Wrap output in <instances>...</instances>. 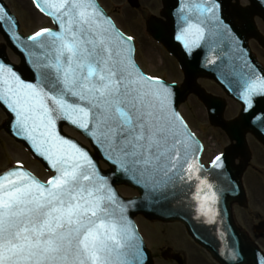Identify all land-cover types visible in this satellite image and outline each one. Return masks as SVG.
Listing matches in <instances>:
<instances>
[{
  "label": "snow or ice",
  "instance_id": "obj_1",
  "mask_svg": "<svg viewBox=\"0 0 264 264\" xmlns=\"http://www.w3.org/2000/svg\"><path fill=\"white\" fill-rule=\"evenodd\" d=\"M33 2L56 27L27 37L31 80L0 60V105L15 135L55 175L42 181L22 162L0 173V264H144L142 242L127 215L134 202L118 194L113 177L162 198L188 186L199 214L214 222L218 197L202 175V146L175 107L174 86L139 68L133 37L98 0ZM219 8L217 0H178L173 39L189 54L221 48L230 29ZM16 23L0 5V27L21 41L11 30ZM224 55L225 71L242 83L247 111L254 97L264 98V71L247 60L237 70ZM62 122L92 138L113 165L111 173L61 134ZM223 159L217 155L212 167L223 168Z\"/></svg>",
  "mask_w": 264,
  "mask_h": 264
},
{
  "label": "flooded vegetation",
  "instance_id": "obj_2",
  "mask_svg": "<svg viewBox=\"0 0 264 264\" xmlns=\"http://www.w3.org/2000/svg\"><path fill=\"white\" fill-rule=\"evenodd\" d=\"M5 3L8 5L11 12L15 15L16 21L18 23L19 31L24 34L25 36H30L34 34L36 31L40 30L41 28L50 27L51 20L48 16L41 13L33 4L32 0H27V10L33 15L26 16L23 18L21 14L16 10L15 7L10 3L9 0H4ZM100 5L104 8L106 13L112 18L115 24L127 35L133 37V40L136 44V55L139 60V44L143 45L152 43L155 46L159 47L158 49L160 52H165L167 58L171 60V67L174 69L173 71L177 74L181 75V79H174L181 83L184 79V71L182 70L178 59L169 53L167 50L165 43L161 39L155 38L150 30H149V22L151 20H155L156 24L161 28L163 35H169L171 32V22L169 21L168 17L165 15V2L164 0H154L152 3L146 5L144 4L143 0H138L139 7L133 8L129 6L127 0H98ZM125 1L126 5L128 6L125 10ZM175 1V0H174ZM178 3V0L175 1ZM238 2L239 4L246 5V0H217V3L222 7L224 10L225 8H232L233 4ZM36 14V16H35ZM36 17L37 25H33L32 23L34 17ZM32 17V19H31ZM125 17L127 22H125ZM237 19V18H235ZM256 25L264 35V20L260 17H255ZM4 35L0 31V44H2L4 40ZM250 47L252 48L253 52L256 54L258 60L264 65V48L258 43L255 39L249 40ZM10 49L8 48V51ZM259 52V54H258ZM261 56V59L259 57ZM142 65V64H141ZM203 80H207L213 83L220 91L217 93L212 89H208ZM197 82L202 85L209 93L217 97H221L226 99V108H225V120L227 122H236L239 123L237 117L241 112V104L227 96L224 90L213 80L207 77H198ZM192 99H196L200 102L204 109L205 115V124L210 130H200L198 131V137L201 139L204 145V150L201 156V160L206 167H209L210 164L213 162L217 155L223 153L225 158L223 159V168H220L219 171V182L222 184L229 183L230 185L240 184L243 189L242 197L238 198L234 201H217L219 204L215 207V221L213 222V228L209 229V220H206L205 226L207 227L206 234L210 236H218L223 235L221 228L225 225L230 226L232 230H236L237 235L240 238H243L245 241L241 245L245 243H249L257 252L253 255L252 262L247 263H237V264H258V258L264 257V201H256L257 198L255 196L254 190L251 194L252 188L254 185H259L260 188L264 190V143L248 128L246 127H236L233 131L237 132L236 135L232 136V133H228L226 129L218 126H214L211 124L210 117L206 106L203 104L201 99L194 93H191L188 96V101ZM187 101V102H188ZM229 101H234L237 106L233 109L234 114L227 116L226 111L228 109ZM0 113L4 116L0 118V133L3 136L8 137L9 140H13L5 131L3 127V122L6 119L5 113L0 109ZM251 123V121H247ZM236 126V125H235ZM213 130H218L220 132L219 138H214V142L217 141L218 147L220 148L219 151L215 152L210 158L206 157L207 154V147H210V139L203 136V133L206 131L211 132ZM203 133H202V132ZM244 139V142L241 143L238 149H233L234 146L237 144V138ZM209 137H213L209 135ZM11 144L13 149H18L16 145L21 146L19 143H16L14 140ZM2 144L0 142V156L7 158V154L3 153V149L1 148ZM25 151V150H24ZM13 153V152H10ZM27 154L28 152L25 151ZM228 155V160L226 157ZM28 156V154H27ZM28 158L33 159L31 155ZM25 165V164H24ZM252 195V196H250ZM260 200V199H258ZM199 212L197 211V214ZM144 218L143 216H141ZM145 219V218H144ZM147 222L153 223H160L163 225H169L170 223L177 224L181 226L183 233L187 236L188 244L186 243L185 246H174L170 243L166 245H158L153 247L150 244L148 238L143 234L140 223V231L144 236L149 248L151 249L155 264H159L158 258H160L161 264H223L217 258H215L210 250L206 247H202L193 238L190 236L186 227L180 222H164L161 220H147ZM166 227V226H163ZM218 230V231H217ZM243 242V241H242ZM241 252L244 258L247 260L251 258L246 252V249L243 247L241 248Z\"/></svg>",
  "mask_w": 264,
  "mask_h": 264
},
{
  "label": "water",
  "instance_id": "obj_3",
  "mask_svg": "<svg viewBox=\"0 0 264 264\" xmlns=\"http://www.w3.org/2000/svg\"><path fill=\"white\" fill-rule=\"evenodd\" d=\"M129 1L133 6H137V3L135 2L137 0H129ZM175 1L165 0V4H166L165 14L167 16H171L172 11L175 9V7H177L178 3H176ZM250 1H251L250 6H248L247 8H241V9L237 8L235 12L236 14L241 16L242 24L239 26H237L233 22L232 15L227 8L224 10V12L222 10V13H223L222 16L224 17L226 25L229 26L230 34L229 36H226L225 42L222 45V54L220 55V58H222L223 54L227 52L229 56L232 57L230 63L237 70L240 69V67L243 64V61L247 60L251 65H254L258 70L264 71L263 67L257 63L254 56L249 54V52L247 51V38L249 36H255L256 38H258L259 41L264 46V38H261L260 36H258V32L256 30L255 23L253 21V16L255 14H259L264 17V0H250ZM0 5H3L6 7L5 3L2 0H0ZM170 22H171L170 23L171 32L169 35H163L161 28L158 25H155L154 23H151L149 27L152 33L155 35V37L161 39L165 43V45L168 47V49L172 50L178 56V58L181 61V64L185 68L186 75H187L185 84H183L182 87H179L176 84H170L174 86L173 88L174 104H175L177 111L179 112L178 107L182 102L186 100L187 94L189 92H194L199 97H201L204 100V102L207 104V106L209 107L211 119L214 124L221 125L230 134L232 133V130H234L236 127L240 128L246 125L248 128H250L251 131H253L260 139L264 141V137L260 136L261 126H264V121L263 120L260 121L261 120L260 115L257 117V119L260 118V120L257 121V124L250 125L247 122L249 121V119L254 117V115L256 116L260 112V110L264 111V99H260L259 101H258L259 98L255 99V102L256 100L257 102H256V105L254 106V109L249 113L242 114V116L240 117L239 123L225 122L223 119L224 102L222 103V101L219 100L217 97H213L212 95L207 94L204 89H202L200 86H198L195 83V79L197 76H199V74L216 78L218 81H220L222 86L225 87L227 92L236 98L238 97L237 95H239L238 92L240 91V86L242 85V83L239 81L238 77L226 72L225 69H224V72L220 71L218 73L214 69H211L210 71H204L200 69L199 67H197L198 60L196 59V56L199 57V55L196 54V52L192 59H187L180 52L178 45L174 44V39H173L174 27H173L172 19H170ZM0 30L5 34L11 47L15 50L17 54L20 55L21 63L20 65H14L13 63H11V61H9V59L7 58L5 54V46H2L0 48V60H3L6 63L11 64L14 67V69L21 75L22 78L31 80L34 76V71L30 63V60L34 59V57H29L28 51L25 48V44H30L31 42L28 41L26 38H23L20 35L19 36L21 38V41H16L14 37L7 35L5 33L3 27H0ZM11 30L12 31L14 30L13 27ZM232 36L235 37V41L232 40L231 38ZM236 42H238V47H237ZM223 57H224V65H225L226 63L229 62V59H228V56L224 55ZM220 73H221V78L219 77ZM262 117L264 118V115ZM9 121L5 124L7 131L11 135H13L18 141L23 142L27 147H29L33 151V153L36 155V157L39 158L42 162H44L47 168H50L48 163L31 148L28 141L24 140L22 137H18L15 135V129L12 127ZM63 124L70 125L69 123H66V122L61 123L60 132L62 135H64L61 130L62 129L61 127ZM73 127L76 128L75 126ZM76 129L80 131L81 133H83L84 135H86L91 140L93 145L95 146L96 150L98 151L97 154L96 155H92L91 153L89 154L93 157V159L97 162V164H98V158H102L106 162H108L109 165L111 166V169L107 171H103V170L101 171L106 175L111 173L113 169V165L107 159L104 158V155L102 154L100 147L92 140V138L86 132H84L82 129H78V128ZM236 134L237 132L233 131L232 136ZM234 138H237L238 140V143L233 148L236 150L240 147V145H242L241 143L244 142V139L240 138L239 136H236ZM83 148L87 150L85 147ZM200 153L201 151L197 153L198 160L200 159ZM226 157L228 160L227 154H226ZM202 175L205 176L207 180L213 185V188L216 191V195L218 197V201H234L242 197L243 190L240 187V184H235L236 188L233 187L232 189H229L223 184H221V182H219V179L217 176L219 175L218 168L211 167L209 169H205L202 166ZM112 179L114 181L115 189H116L117 184H126V185H130L134 187L140 193V196H136L133 198H124L118 193L125 201L134 202L129 205L128 212H127V215L134 226H135V223H134L133 217L137 213H144L149 218H160L164 220H175V219L181 220L189 227L190 232L192 233L194 238L199 243L209 248L211 252L213 253V255L225 264H237V263L243 262L244 257L242 256V253L240 252L241 248L243 247L246 249V252L251 256H253V254L257 252L249 243H245L244 245H241L244 242L240 244V242L238 241V235L236 234V230L235 231L232 230V228L227 225L221 228L222 232L224 233L223 235H218L215 237L208 236L205 231L206 226H204L205 223H207L206 219H204L202 215L196 214V213H195L197 215L196 217L190 216V213H191V202L190 201H192L193 203L192 204L193 208L196 206L197 202L192 198V192L188 186H185V185L178 186L175 189L174 195H171L168 198H162L161 196L154 194L152 192H148L146 195L145 190L143 188L137 186L133 181L128 180L126 178L113 177ZM218 205L219 204L216 203L215 207H217ZM192 214L195 215L194 212H192ZM214 218L215 217L212 218L213 221H215ZM209 223H210L209 229L213 228L212 226L213 223L211 222ZM138 236L142 242V248L144 252V264H153L151 254L147 250L139 233H138ZM239 239L242 240L240 237ZM234 252L238 253V256L233 257ZM247 261L251 263V258H249Z\"/></svg>",
  "mask_w": 264,
  "mask_h": 264
},
{
  "label": "rangeland",
  "instance_id": "obj_4",
  "mask_svg": "<svg viewBox=\"0 0 264 264\" xmlns=\"http://www.w3.org/2000/svg\"><path fill=\"white\" fill-rule=\"evenodd\" d=\"M10 3L13 5V7L16 8V10L21 14L23 18L29 15H33L29 8L27 10L26 2L27 0H9ZM144 4L148 5L152 3L154 0H143ZM128 6L126 5L125 1V10ZM36 16V14H35ZM34 17L32 26L37 25V19ZM32 19V17H31ZM125 22H127L125 17ZM159 47L155 46L152 43L141 45L139 44V62L142 64L143 69L147 71V73L151 75H161L164 76L167 80H174V79H181L182 76L174 72L173 68L171 67V60L167 58L166 53L160 52L158 49ZM259 54V52H258ZM8 55L12 61L17 62L18 57L14 55V53L9 50ZM260 59L261 56L259 55ZM264 59V58H263ZM210 81V80H209ZM207 80H203L204 85L208 89H212L216 91L217 93H220L221 90H219L213 83L209 82ZM229 107L226 111V115L230 116L234 114L233 109L236 108L237 104L234 101H229ZM181 113L184 117H186L189 122L191 123L192 127L199 131L202 129L203 131L208 129L210 130V127L208 128L206 126L205 122V115H204V109L200 102H198L196 99L190 98V100L183 104L180 108ZM4 115L0 113V118H2ZM3 119V118H2ZM201 128V129H199ZM202 132V131H201ZM203 133V132H202ZM209 135H212L213 137H209ZM220 132L218 130L211 129L210 131H206L203 133V136L205 137V140L207 138L210 139V147H207V154L206 157L210 158L215 152L219 151L220 148L218 147L217 141L214 142V138H219ZM13 140H9L8 137L3 136L2 133H0V142L2 144L1 148L3 149V153H6L7 158L0 156V170L4 169L8 166L9 163H14L16 161H24L26 166L31 169L33 172H35L37 175H40L43 179L47 178L49 176V173L46 172L41 166L39 162H36L33 159L28 158L27 154L25 153L24 149L16 145L18 149H13L11 144ZM13 152V153H10ZM43 169V170H42ZM255 188H252L251 194L254 190L255 196L253 197L257 198L256 201H264V190L258 189L260 188L259 185H254ZM120 192L125 196H132L136 194V191L130 187L127 186H120L119 187ZM252 196V195H250ZM260 199V200H258ZM137 221H139L141 229L143 234L148 238L149 242L153 247H156L158 245H166L168 243L177 246H185V244L188 242L187 236L183 233L181 229V226L177 224L170 223L169 225H163L160 223H149L141 216L137 217ZM166 226V227H163ZM188 244V243H187ZM159 264H161L160 258H158Z\"/></svg>",
  "mask_w": 264,
  "mask_h": 264
}]
</instances>
